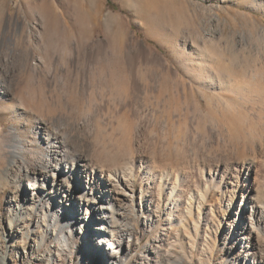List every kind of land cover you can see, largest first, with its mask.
Returning a JSON list of instances; mask_svg holds the SVG:
<instances>
[{
	"label": "rangeland",
	"instance_id": "1",
	"mask_svg": "<svg viewBox=\"0 0 264 264\" xmlns=\"http://www.w3.org/2000/svg\"><path fill=\"white\" fill-rule=\"evenodd\" d=\"M45 122H86L95 167L126 154L119 257L90 209L71 242L66 229L39 249L12 216L13 138L45 164ZM252 203L264 209V0H0V264H264V221L234 240Z\"/></svg>",
	"mask_w": 264,
	"mask_h": 264
},
{
	"label": "bare ground",
	"instance_id": "2",
	"mask_svg": "<svg viewBox=\"0 0 264 264\" xmlns=\"http://www.w3.org/2000/svg\"><path fill=\"white\" fill-rule=\"evenodd\" d=\"M105 46L104 42L99 43L98 52L105 50ZM119 59L121 60V58ZM96 121L94 120V122ZM50 125L48 122L44 123V140L47 145V154L44 158L46 165L39 161L31 162L23 152V142L17 137L13 138V145L11 146L13 150L9 152V166L4 168L5 173L3 176L6 180V186L10 183L15 184L16 191L13 192L10 202L17 204L19 210L13 213L12 216L23 226L24 232L32 237L35 247L39 249L45 242L46 235L55 236L57 232L66 229L68 231L60 240L62 243L71 242L70 233L74 231L71 226L77 223L81 224L85 219L84 217L92 211L95 215L96 225L94 227L95 231L91 229L99 239L97 245L102 246L101 249L104 248V252H109L107 257L110 259L119 257L123 236L129 229H121V225L118 226V223L127 216L126 203L133 196L135 186L132 178L114 173L112 167H118L119 162L124 160L123 156L126 154L122 155L123 153H120L121 155H119L118 152H115V154L113 152L114 157L107 154V151L110 150L103 154L105 153L104 150L100 155L109 156L108 159L105 158L107 159L105 165H111V167H95L91 164L93 157L84 150L91 145V142L88 141L90 132L88 133L86 122H82V124L65 123L64 130H53ZM132 129V124L129 125L128 123L126 127L127 134ZM124 137L126 138V136ZM262 138L260 139L263 141ZM123 140L124 138L119 139L116 143L120 144ZM259 143L261 144V141ZM87 150L89 151V148ZM75 151L79 153L76 157H74ZM100 155L98 157H101ZM104 157L101 158L104 159ZM101 161L103 164V160ZM219 174V170L215 171L214 178H217ZM23 178L28 179L30 183L34 182L33 187L26 186L22 190L20 182L23 181ZM240 186L241 184H239ZM249 186V189L253 188L254 182L246 181L242 184V188L245 189ZM219 193V190H217L216 196ZM69 203L72 205V209L65 211V206ZM84 210H87V213H84ZM34 211H36L37 218L36 226L33 227L30 223ZM67 215L69 221L65 222ZM263 221L264 209L260 205L252 203L251 214L244 219V224L237 227L234 240L241 242L248 239L255 226L261 225ZM8 230L12 234L17 231L20 232L19 229L17 230L13 226H10ZM78 230L81 234H84L82 228ZM49 256L52 257V254L50 253ZM254 262H256V259H251V263ZM114 263L115 261L112 260L109 264Z\"/></svg>",
	"mask_w": 264,
	"mask_h": 264
}]
</instances>
